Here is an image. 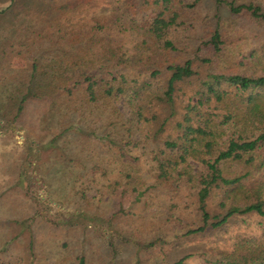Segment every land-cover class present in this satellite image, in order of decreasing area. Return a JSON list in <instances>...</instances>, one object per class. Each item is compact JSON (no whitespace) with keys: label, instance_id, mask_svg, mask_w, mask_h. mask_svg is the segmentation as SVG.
<instances>
[{"label":"trees","instance_id":"obj_1","mask_svg":"<svg viewBox=\"0 0 264 264\" xmlns=\"http://www.w3.org/2000/svg\"><path fill=\"white\" fill-rule=\"evenodd\" d=\"M97 2L100 0L55 2L49 7L58 14L57 18L50 14L54 23L56 20L53 31L34 30L14 40L5 51L28 63L25 85L10 98L12 123H18L26 105L33 102L57 124V135L39 149L41 153L51 148L52 156L43 166V174L53 178L61 194L77 202L79 199L88 208V193L97 182H106L110 195L118 193L127 201H140L149 194L150 186L154 191L176 192L182 175L179 167L188 159L197 161L202 171L194 181L191 196L200 212V225L187 228L180 224L182 232L175 234L172 247L176 241L224 231L239 217L255 214L264 218V183L251 187L242 184L250 174L264 176V77L209 75L200 85L196 83L193 97L198 105L214 100L223 112L219 123L203 116L197 104L188 103L185 113L175 121L174 132L163 138L167 119L155 127L159 122L158 106L170 105L178 88L182 90V85L196 75L193 60L178 64L172 56L177 46L169 32L182 26L185 4L182 0H143L140 9L150 15L146 25L132 17L125 21L105 17L103 21L92 20L87 27H76L68 19ZM214 2L227 6L235 15L246 12L256 21H264V13L253 5L236 7L225 0ZM125 34L133 40L130 48L123 39ZM221 44L216 30L207 45L220 53ZM120 104L127 108L128 116ZM224 128L232 134L223 146H218L216 137L220 138L221 133L217 131ZM146 155L152 184H148L140 164ZM227 174L232 176L227 178ZM176 195L172 197L181 201L183 197ZM210 197L215 198L222 213L211 216L207 212ZM130 220L127 241L139 248L136 242L144 238L148 222L137 224L133 218ZM47 223L43 220L39 224ZM140 226L141 238L137 237ZM34 233L29 241L33 264H90L86 254L75 251L77 248L67 241L53 245V260L44 252V241ZM159 239L153 235L150 243L142 245L148 250L156 243L162 245ZM3 243L0 264H21L23 253L15 249L13 239ZM96 248L99 264H110L109 257L116 255L113 246L105 243ZM167 251L160 256V262L153 256L151 264H264V238L260 237L239 240L230 252L223 250L214 255L203 250L174 262H166Z\"/></svg>","mask_w":264,"mask_h":264},{"label":"rangeland","instance_id":"obj_2","mask_svg":"<svg viewBox=\"0 0 264 264\" xmlns=\"http://www.w3.org/2000/svg\"><path fill=\"white\" fill-rule=\"evenodd\" d=\"M142 1L100 0L86 8L82 14L69 15L68 19L76 27H87L92 20L103 21L105 17H119L124 21L132 17L146 25L150 15L140 9ZM225 1L236 7L253 5L264 13V0ZM55 2L59 3L61 0H0V11L6 9L0 14V246L4 244V240L13 239L15 249L23 253L21 264H33L29 241L31 232L34 231L37 239L44 241V252L53 260V245L67 241L77 248L75 251L84 252L90 264H99L96 246L105 243L113 246L116 252V257H109L110 264H151L153 256L155 261L160 262V256L167 250L166 262H174L186 254H200L203 250L214 255L223 250L230 252L239 240L264 238V218L254 214L234 219L224 231L209 233L210 235L198 239L176 241L172 247L175 243L174 236L182 232V226L193 228V224H199L197 213L200 212L195 197L191 194L202 167L192 159L179 167L182 175L181 180L176 183V192L154 191L155 188L150 186L151 191L140 201H127L119 198L118 193L110 195L107 191L109 185L97 182L88 193L90 202L86 208L79 199L77 202L72 197L64 196L54 187L56 183L53 178L43 174V166L52 156L49 155L51 148L41 153L39 149L46 147L57 135V124L42 112L41 106L33 102L26 105L18 123H12L10 98L17 89L25 85L28 63L21 56L10 53L7 55L5 51L9 50L14 40L29 35L34 30L53 31L56 20L54 23L50 14L55 18L58 14L52 13L54 11H50L49 7L56 5ZM182 3L185 4L182 26L174 27L169 32L177 46V51L172 56L178 64L193 60L192 67L196 75L182 85V90L179 91L178 88L170 105L158 106L159 122L155 127H160L163 119H167L163 126V138L174 132L175 121L185 113L188 103L197 104L193 88L209 75L223 73L264 77V21H256L246 12L235 15L227 6L217 5L214 0H182ZM192 4L193 7L189 8L188 5ZM216 30L221 35L220 53H215L207 45ZM123 39L128 48L133 45V40L126 34ZM202 103L197 104L200 113L212 119L213 123H219L222 108H217L214 100H204ZM120 109L128 116L125 106L120 104ZM217 133H221V137H216V143L223 146L232 131L224 128L223 131L218 129ZM163 141L161 140V144ZM146 157L149 156L142 157L140 164L148 184H152L149 177L152 169ZM250 175L248 179L242 180L243 185L251 187L255 183H264L263 175ZM225 176L230 178L232 175ZM99 188L105 192L101 193ZM242 190L243 187L240 186L239 191ZM175 193L183 197L181 201L172 197L177 196ZM206 210L211 216L222 213L214 197L206 201ZM172 215L177 218H172ZM130 218L136 220L137 224L148 222L144 238L139 243L136 242L141 245L139 248L132 247L127 241L128 229L132 223ZM43 220L48 223L40 226L39 223L42 224ZM142 229L140 226L139 238ZM153 235L160 238L158 242L162 245L156 243V246L147 250L142 244L145 241L150 243ZM149 251L153 253L148 254Z\"/></svg>","mask_w":264,"mask_h":264}]
</instances>
